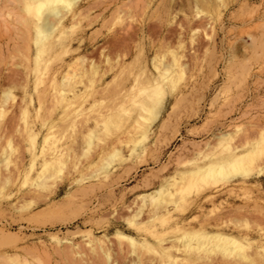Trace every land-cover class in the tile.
<instances>
[{
  "label": "rangeland",
  "instance_id": "rangeland-1",
  "mask_svg": "<svg viewBox=\"0 0 264 264\" xmlns=\"http://www.w3.org/2000/svg\"><path fill=\"white\" fill-rule=\"evenodd\" d=\"M29 1L0 0V264H264V0L190 29L74 0L39 42Z\"/></svg>",
  "mask_w": 264,
  "mask_h": 264
},
{
  "label": "bare ground",
  "instance_id": "bare-ground-1",
  "mask_svg": "<svg viewBox=\"0 0 264 264\" xmlns=\"http://www.w3.org/2000/svg\"><path fill=\"white\" fill-rule=\"evenodd\" d=\"M73 1L74 0H32L31 1L32 3L30 1H29V3L27 2V4L34 6L36 11L39 13L38 18L40 19V22H38V24H36V28H35L37 30L36 31L37 36L35 38L36 42H39L42 38L50 37V35L53 31V26H55V24H57L59 22V20L64 16V12H65L64 10L68 6H70ZM113 1H115V0H113ZM233 1H237V0H233ZM117 2H118V0H116V3ZM110 3L112 5L111 1H110ZM110 3H109V5H110ZM113 5H114V3H113ZM141 5H143V3ZM162 5H163V11L165 12V15H168V13L172 10V7L174 5L185 6L186 10L188 12L194 11V15H193L194 17H192V19H186L187 23H188L186 28L190 29L194 25H204L205 19H207V16L205 14L207 12H209L210 9H216L217 7L221 6L222 3H221V0H163ZM140 6H139V9L142 7V6L141 7ZM136 7H137V5H136ZM141 9L139 11L141 13H143V11ZM103 11L105 12V9ZM145 27L147 28L148 31H150L152 33L155 31L160 32V30L162 28L166 29L167 35H168V36H166V34H165L166 37H169L170 35L174 34V31H175V29L173 27L168 26V23H164V22L160 23L159 25H156L155 23L150 22V23L145 24ZM135 32H136L135 29H132L131 31L127 30L125 32V36L130 37L131 35H134ZM147 49L149 50L150 47H147ZM156 49L159 50V46L156 47ZM156 49H155V51H157ZM175 56L176 55L173 52L172 60H170V58H168V61H165L163 63L164 70H167L169 72L172 71V66L175 65L174 61L176 60ZM174 81L175 80H173L172 83H174ZM161 96H162V93H161L159 98L153 100V102H152L153 106L150 109V114H151L152 118L157 113L158 105L160 103V100L162 99ZM250 151L251 152L248 155H251V153L253 152L252 150H250ZM241 159H242V157H236L233 160H231L230 163H233V165H235L234 163L240 161ZM224 166H225V163H219L217 167L207 166V167H204L202 170H203V173H209L212 176H216L218 172L223 171ZM200 170L201 169H197L196 172H199ZM236 170L239 172H248L250 169H248V168L238 169L237 168ZM171 194H173V193H171V192L167 193L168 196ZM152 199L154 200L153 204L156 208H160L159 207L160 205H161V207L164 205V204L162 205V200L164 199V197L160 194V190H158V191L154 192V194H152ZM167 201H173V200L168 198V200H164V203ZM151 202H153V201H151ZM225 241L227 243H231V244L235 245V247H238L240 249L242 248L241 243L237 242L236 240H232V239L227 238V239H225Z\"/></svg>",
  "mask_w": 264,
  "mask_h": 264
}]
</instances>
